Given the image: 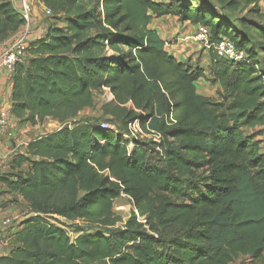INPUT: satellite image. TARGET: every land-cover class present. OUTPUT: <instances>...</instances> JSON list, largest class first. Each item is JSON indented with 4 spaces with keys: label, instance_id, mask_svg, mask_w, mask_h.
I'll return each instance as SVG.
<instances>
[{
    "label": "trees",
    "instance_id": "1",
    "mask_svg": "<svg viewBox=\"0 0 264 264\" xmlns=\"http://www.w3.org/2000/svg\"><path fill=\"white\" fill-rule=\"evenodd\" d=\"M212 1L38 0L53 16L11 74V115L59 128L0 176L29 212L0 264H264V14L255 0ZM163 17L207 28L244 59L209 48V77L178 62L150 27ZM23 25L0 0V42ZM201 79L214 98L197 94ZM105 92L116 133L78 118ZM134 121L159 139L124 140ZM121 195L134 211L117 226ZM55 217L87 230L71 238Z\"/></svg>",
    "mask_w": 264,
    "mask_h": 264
},
{
    "label": "crops",
    "instance_id": "2",
    "mask_svg": "<svg viewBox=\"0 0 264 264\" xmlns=\"http://www.w3.org/2000/svg\"><path fill=\"white\" fill-rule=\"evenodd\" d=\"M18 1L19 0H11V3L15 8L17 7ZM38 6L39 9L32 7V17L31 20L28 22V24L23 25L10 37L0 42V53L3 51L5 47H8L12 43L14 38L21 32H26L27 43H30L36 39L43 37L41 31L46 27L47 23L41 24L39 22L41 20L39 12L41 11L42 6L40 4H38ZM261 12L264 14V11ZM173 19L176 18L174 17ZM182 25L184 28L185 26L188 25V27L190 26V29L193 30H196L198 27V26L190 25L188 23H184ZM151 28L155 29L160 34L162 40L166 42L165 50L168 52L169 55H171L178 62L183 63L187 61L189 62L190 65L194 64L193 62L198 57V54L195 55V53L198 52L197 48H195L197 47L196 44H193L188 40H182V38L179 37L178 39L184 42H178L175 45H170L168 47L167 41L164 39L163 34L159 30V28L157 29L154 26H151ZM189 33L190 30L186 31L185 34H189ZM25 61H27V56L25 58ZM207 61H208L207 67H209V58L207 59ZM10 79H11V74L8 70L3 69L0 71V103L9 106H11V93H12V84ZM210 90L212 92H216L218 90V87L211 86ZM196 92L198 94L197 90ZM198 95L209 98V96H205L202 94H198ZM47 119L51 120L49 118ZM53 122L58 124L55 121ZM36 128L37 126H31L28 123H21L18 120H16L14 117H11L9 123V129H8L10 135L9 136L5 135L0 140V176L9 173L11 171V161L14 158V156L17 154H24L27 144L30 141L38 138L37 135H34L36 134L34 133ZM58 128L59 127H57L56 129ZM25 168L26 166L24 165L23 169ZM27 207L28 206L26 202L22 199V197L18 193L9 191L3 184L0 183V220L6 214H9L10 216L14 217V219L17 220V223H13L15 227H12V221H11L9 228H7V231L5 233L6 242L4 248H2L0 252V258L8 257L12 249L15 247L13 237L15 233L19 232L22 229L21 226L22 221L29 216Z\"/></svg>",
    "mask_w": 264,
    "mask_h": 264
},
{
    "label": "built area",
    "instance_id": "3",
    "mask_svg": "<svg viewBox=\"0 0 264 264\" xmlns=\"http://www.w3.org/2000/svg\"><path fill=\"white\" fill-rule=\"evenodd\" d=\"M33 1L38 0H19L16 10L19 13L21 19L24 20V25L28 24V22L31 20L32 17V7H33ZM259 9L261 11H264V0H255ZM40 4V3H39ZM43 15L47 17L48 19L53 16L51 10L44 7L42 4ZM43 29L41 31L42 34H44ZM190 38H194L195 41L203 43L208 49L212 48L214 53L217 54L219 57H222L226 60L238 62L244 59V54L241 51H238L231 42L228 40H221L215 44H210V35L209 30L207 28L198 26L196 29V34L194 36H189ZM189 38V39H190ZM27 40H26V32L19 33L12 43L3 49V51L0 53V71L5 69L12 74L15 66L17 64H21L25 58V54L27 51ZM104 94L108 95V99L106 101H110L112 99V96L110 93L105 92ZM105 95V96H106ZM11 106L5 105L0 103V140L5 135L9 136L10 133L8 132L9 129V123L11 120ZM99 127L103 130H107L109 132L116 133L118 131L117 125H111L108 121H102L99 124ZM149 132V131H148ZM152 138L153 140L157 141L159 139V136L154 132H149L146 134L143 129L139 126L137 121H134L133 123H130L127 125V129L124 133H122V138L127 141L131 140H139L142 138ZM56 222H51L52 224L63 228L67 231L65 227V221L61 218L53 219ZM11 219L9 218H1L0 220V252L2 248H4L6 239H5V233L7 231V228H9L11 224ZM60 222V223H59ZM68 232V231H67ZM69 237L73 238L74 235L68 234Z\"/></svg>",
    "mask_w": 264,
    "mask_h": 264
},
{
    "label": "rangeland",
    "instance_id": "4",
    "mask_svg": "<svg viewBox=\"0 0 264 264\" xmlns=\"http://www.w3.org/2000/svg\"><path fill=\"white\" fill-rule=\"evenodd\" d=\"M154 1H158V0H154ZM160 1H167V0H160ZM204 1L206 3H209V4L213 3L212 0H204ZM38 4L39 3H37L36 1H33V7L34 8L39 9ZM39 13H40V19H41L39 22L41 24H45L46 22L48 23L49 20L47 17H45L43 15L42 9ZM242 16H244V15H242ZM163 18L153 19L151 21L150 27L154 26L157 29L159 28V30L163 34L164 39L167 41L168 47L170 45H175L178 42H184L182 40H188V41L192 42L193 44H196L197 47H195V48H197L198 52L195 53V55L198 54V57L193 62L194 63L193 65H197L200 68H203L205 71H207L206 76L209 77L208 67H207L208 48L203 43L197 42L194 40V38L189 37V36H191V37L194 36L196 34V30L190 29V26L188 27V25L185 26V28H184L183 25L177 21V19H173L174 17H167V18L163 17ZM234 18H239V15L235 14L234 16L231 17L232 20ZM232 24H233V22H232ZM188 30H190V33L185 34L186 31H188ZM179 37H181L182 40H179L178 39ZM168 47H167V49H168ZM258 55L260 58V63L262 65L261 68L264 72V50H258ZM210 87L211 86L209 85V83H207V81L203 80V79L199 80V82L196 84V90L198 91V94L209 96V98H214L215 92H212L210 90ZM202 90H204V91H202ZM107 99H108V95L105 96V94H95L94 95V106H93V108L85 110L84 112L80 113L78 115V118H89L90 120H93L96 122L97 121L102 122L105 120L106 121L109 120V118L103 116L102 112H101V106L103 105V103H105V101ZM108 122L111 125H114L113 122H110V121H108ZM57 127H59L58 124L54 123L52 120L47 119L42 124L37 126V128L35 129V132H34L36 134H34V135H37L38 137H40V136H42L48 132L54 131ZM259 139L263 140L262 147L264 148V136L259 137ZM112 210H113V213L115 214V216H117L121 219V222H119L117 224V226H122L123 223L126 222V220L129 218L130 213L132 211H134V207H133V204H132L129 197H127L125 195H121L118 199H116L113 202ZM4 217L11 219L12 220V227H15L13 225V223H17V220L14 219V217L10 216L9 214H6ZM50 222L54 223L56 221L50 220ZM66 226H67L66 229L68 231V234H70V235H74L75 228H83L84 230H87L86 228L88 227L87 225H84L81 222L76 223L75 225H73L70 228L68 227L69 225H66ZM234 264H250V263L248 260L246 261L243 258H239L234 262Z\"/></svg>",
    "mask_w": 264,
    "mask_h": 264
}]
</instances>
